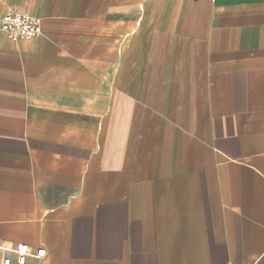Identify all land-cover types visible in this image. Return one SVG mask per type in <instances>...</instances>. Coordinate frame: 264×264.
I'll return each mask as SVG.
<instances>
[{"label": "crops", "instance_id": "obj_1", "mask_svg": "<svg viewBox=\"0 0 264 264\" xmlns=\"http://www.w3.org/2000/svg\"><path fill=\"white\" fill-rule=\"evenodd\" d=\"M0 244L264 264V0H0Z\"/></svg>", "mask_w": 264, "mask_h": 264}, {"label": "built area", "instance_id": "obj_2", "mask_svg": "<svg viewBox=\"0 0 264 264\" xmlns=\"http://www.w3.org/2000/svg\"><path fill=\"white\" fill-rule=\"evenodd\" d=\"M42 18L28 12L10 11L2 18V30L13 40L30 39L39 37L42 34ZM0 249L12 250L22 256H40L42 252L32 254L26 244L8 248L0 244ZM0 264H9L8 261H1Z\"/></svg>", "mask_w": 264, "mask_h": 264}]
</instances>
